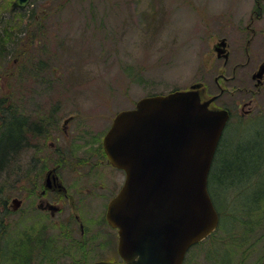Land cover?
Wrapping results in <instances>:
<instances>
[{
    "label": "rangeland",
    "instance_id": "374dc122",
    "mask_svg": "<svg viewBox=\"0 0 264 264\" xmlns=\"http://www.w3.org/2000/svg\"><path fill=\"white\" fill-rule=\"evenodd\" d=\"M14 1L0 0V116L6 120L10 104L18 115L25 105L32 113L49 106L65 117L81 110L111 125L144 97L189 91L199 83L219 95L218 80L226 103L253 90L254 111L226 125L212 174L218 177L225 158L237 164L232 152L241 143L248 154L241 162L253 159L228 195L211 180L223 221L213 237L188 251L184 264H264V83L253 78L264 63V0H30L24 8L13 7ZM20 47L27 48L23 56ZM24 158L20 143L7 180L0 181V264L82 259L68 225L37 210L35 195L12 210L24 192ZM77 211L67 208L66 215H105L93 205ZM37 243L44 253L34 250Z\"/></svg>",
    "mask_w": 264,
    "mask_h": 264
},
{
    "label": "water",
    "instance_id": "95a60500",
    "mask_svg": "<svg viewBox=\"0 0 264 264\" xmlns=\"http://www.w3.org/2000/svg\"><path fill=\"white\" fill-rule=\"evenodd\" d=\"M29 2L15 0L13 7ZM263 75L264 63L253 78L262 81ZM199 86L144 97L117 114L104 143L126 181L107 218L119 231L124 262L95 264H184L189 249L219 226L208 184L229 116L201 102ZM20 205L13 200L14 209Z\"/></svg>",
    "mask_w": 264,
    "mask_h": 264
},
{
    "label": "flooded vegetation",
    "instance_id": "af4514ba",
    "mask_svg": "<svg viewBox=\"0 0 264 264\" xmlns=\"http://www.w3.org/2000/svg\"><path fill=\"white\" fill-rule=\"evenodd\" d=\"M224 42L226 45L227 41ZM216 82L222 94L209 95L203 83H199L197 91L203 102L211 101L212 110L228 112L226 125L235 118L251 116L255 106L253 90L243 89L247 93L246 97L226 103L227 99L223 98L225 88L218 80ZM201 89H205L203 96ZM28 107L25 105L19 115L18 110L10 104L7 107L9 121L18 119L20 123L21 145L25 157L21 177L24 192L19 199L21 205L14 209L12 201V210L17 211L26 200L35 195L39 201L37 210L49 214L46 215L57 223L68 225L66 232L69 231V241H72V248L82 259L75 261L69 253H65L70 256V260L66 262L122 263L119 231L110 224L107 214L110 203L125 184L126 172L110 161L104 143L117 115L111 125H108L98 123L92 119L93 115L89 114L88 117L81 110L65 117L66 113L55 107L37 106L33 113ZM238 108H241V113L237 112ZM92 205L97 212L102 208L105 215L95 216V211H91L88 212L89 220L82 216L84 213L66 215L67 208H75L80 212L82 208H92ZM56 217L59 220L56 221ZM34 250L44 253L42 244H38Z\"/></svg>",
    "mask_w": 264,
    "mask_h": 264
},
{
    "label": "trees",
    "instance_id": "16d2710c",
    "mask_svg": "<svg viewBox=\"0 0 264 264\" xmlns=\"http://www.w3.org/2000/svg\"><path fill=\"white\" fill-rule=\"evenodd\" d=\"M44 21V20H41ZM40 27H44V25L41 23ZM19 55L23 56L26 53V49L24 47H20L19 49ZM7 108L4 109V113L6 114ZM5 116V115H4ZM20 123L18 119H12L10 122L9 119L6 120L3 116H0V181L1 179L6 177L7 180V171L11 163H15V153L17 152L18 147L20 146L21 143V133H20ZM235 152L233 153V157L235 158V163H232V165H228L227 159L225 158L222 160L221 164V171L216 178V172L213 168L211 170L210 176H209V191L211 194V197L214 201V204L217 208V200H216V194L213 191L212 187V182L211 180L217 179V185L219 187H222L224 191H222L223 196L224 193L225 195H228L230 193V190H233L236 188L237 185V180L239 177H241V174L244 173L245 168L243 165L249 164V161L253 159V157H248L243 160V163L241 162V159L245 156L246 153V148L243 146L241 143L240 146H238ZM234 151V150H233ZM220 153V152H219ZM254 154V153H253ZM248 155V154H247ZM6 175V176H5ZM213 176V178L211 177ZM2 184V183H0ZM2 186L0 185V200H2ZM257 196L254 197V200L256 202ZM4 201V199H3ZM6 204V202H5ZM219 216H220V225L221 221H223V214L220 212V210L217 208ZM0 225H4V221H0ZM216 233V232H215ZM214 235L212 234L209 238L213 237Z\"/></svg>",
    "mask_w": 264,
    "mask_h": 264
},
{
    "label": "bare ground",
    "instance_id": "6f19581e",
    "mask_svg": "<svg viewBox=\"0 0 264 264\" xmlns=\"http://www.w3.org/2000/svg\"><path fill=\"white\" fill-rule=\"evenodd\" d=\"M208 187H209V185H208ZM191 248H192V247H191ZM191 248H190V249H191ZM190 249H189V250H190Z\"/></svg>",
    "mask_w": 264,
    "mask_h": 264
}]
</instances>
